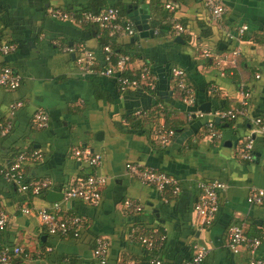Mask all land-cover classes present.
Instances as JSON below:
<instances>
[{
    "label": "crops",
    "instance_id": "obj_1",
    "mask_svg": "<svg viewBox=\"0 0 264 264\" xmlns=\"http://www.w3.org/2000/svg\"><path fill=\"white\" fill-rule=\"evenodd\" d=\"M221 3L225 12L217 24L200 0H0V47L13 46L9 54L0 52V69L9 67L22 80L12 91L0 87V124L7 123L0 135V161L11 149L22 150V178L32 183L47 180L51 183L47 193L62 194L93 173L73 156L79 149L101 157L96 172L107 180L96 205L77 200L64 205L68 214L82 219V236L63 240L47 234L37 211L24 213L27 207L19 190L0 179L1 208L8 222L0 248L22 250V255L12 256V264H93L95 236L108 242V264H148L142 251L131 245L141 232L138 227L161 234L158 255L163 264H185L193 257L194 246L207 250L201 264H248L253 257L264 258V203H247L251 190H264V0ZM167 4L174 5L173 10ZM109 7L123 11L121 19L132 24L133 33L116 43L131 56L126 72L147 70L153 85L147 91L122 92L115 79L97 70L80 73L82 49L93 53L96 68L101 62L99 31L50 15L52 9L82 13ZM129 15L139 18L140 32ZM176 25L183 27L181 34ZM159 27L169 28L162 37L156 36ZM242 27L246 30L239 36ZM227 33L234 38L227 39ZM221 45L225 48L219 49ZM204 51L211 56L206 58ZM233 51L238 56H232ZM224 56L232 62L217 66ZM173 69L185 73L193 106L183 103ZM245 92L249 96L243 105ZM205 104L210 113L188 120L187 114ZM39 109L49 119L45 129L33 125ZM220 110L242 114L231 127L216 129L219 138H212L206 124ZM160 111L173 131L167 145L157 134L159 126L166 129L162 119L144 122L137 130L128 122ZM249 139L252 159L246 161L242 151ZM35 151L40 160L33 161ZM127 164L172 177L179 182V193L173 201H160L155 190L126 171ZM212 182L224 189L217 195L214 220L201 227L194 210L201 194L198 186ZM48 205L46 198L30 202L34 210ZM136 206L139 215H130ZM238 225L248 238L260 239L255 254L246 247L237 253L229 249V230Z\"/></svg>",
    "mask_w": 264,
    "mask_h": 264
},
{
    "label": "built area",
    "instance_id": "obj_2",
    "mask_svg": "<svg viewBox=\"0 0 264 264\" xmlns=\"http://www.w3.org/2000/svg\"><path fill=\"white\" fill-rule=\"evenodd\" d=\"M203 2L206 7L210 19L212 22L219 24L222 18V15L225 12V9L221 3V0H200ZM166 8L170 11L173 10V7L170 4L166 5ZM76 12L65 11L61 9H52L50 10L51 17L55 18L60 22H70L79 26L90 25L97 26L101 30L107 31L109 36L114 34H126L131 35L133 33V28L129 22L126 21L125 25L118 23L119 11L116 8L109 7L102 10H99L97 13L92 12H82L79 15H76ZM175 30L178 34L183 32V28L180 25L175 26ZM245 27L239 29L237 35L241 36ZM227 39H233L232 34H225ZM13 50V46L3 45L0 47V52L4 55L9 54ZM104 52L108 54L105 58L107 62L110 56V49L108 47L104 48ZM238 51H233L232 56H238ZM204 56L210 57L211 53L204 51ZM128 62L127 57H119L115 67L108 66L104 70L99 71V74L104 77H110L116 80L119 90L124 92L126 90H137L141 86L153 87L151 78L149 77L147 70H143L137 80H130L126 77L121 76L125 71V66ZM228 62H232L228 56L220 57L216 62L217 66H223ZM80 67V73L87 74L93 73V68L95 67V58L91 51L82 49L81 56L78 60ZM172 78L175 81L177 89L182 94L183 103L193 106L194 96L193 90L188 85L186 80L185 73L180 69L172 70ZM21 77L9 68L3 67L0 69V87L6 90H15L21 84ZM243 102L246 104V99L249 96V92L242 94ZM238 114L241 113L234 112L232 110H220L212 114L213 118L219 120L231 121L235 120L238 117ZM188 120L193 118H201L202 113L195 110L187 114ZM49 119L43 110H37L33 115V125L37 129L47 128ZM257 124H260V121H256ZM9 127V126H8ZM7 127V128H8ZM207 130H209V135L212 138H219V133L213 127L211 121L206 124ZM261 131L264 132V127H261ZM157 134L161 139L163 145H167L169 139L173 136V131L166 130L163 126H159ZM253 149V141L247 140L243 151L242 158L246 161L252 159L251 152ZM73 156L79 161L82 160L87 166H89L93 173L85 178H80L76 180L69 188H66L62 193L63 199L61 202L49 204L47 207L39 208L34 210L33 208H26L23 212L28 214L33 211H37V218L41 224L46 228L47 234L51 236H64L67 237L69 234H72L73 237H77L79 229L82 225V219L77 216L70 215L64 208V205L67 202L77 200L82 203L94 206L100 201V192L103 186L106 184V178L97 174V169L100 166L101 157L99 155H93L87 151H81L79 149L73 151ZM33 161L40 160L41 155L38 152L32 153ZM25 162L24 156H19V158L14 162V164L9 169L0 170V173L3 174V177L15 184L18 187L19 191H25L28 187L32 188L34 194L39 193L41 190H48L51 183L47 180H41L39 182L30 183L29 185L22 184V168ZM126 171L131 175L136 177L141 184L148 187H153L156 193L159 196H162L164 190L167 187H172L173 194H178L180 187L179 182L172 177L156 172L151 168H144L139 164H127ZM199 189L201 194L199 195L194 210L199 219V225L201 227L208 226L213 220L217 213L218 201L217 195L220 191L224 189V185L219 182L212 183H199ZM247 203L251 206L260 205L264 203V190H251L248 197ZM127 206L131 207L132 205L128 202ZM136 211H140V207H135ZM7 221V215L3 212H0V236L5 229V224ZM136 242L144 245L147 249H152L153 242L147 240L143 237H138ZM260 240L257 238H248L241 226H232L228 234V247L233 253H237L239 248L246 247L251 254H255L257 248L260 246ZM108 242L103 238L99 237L96 240L95 248L92 251V256L96 261V264H107V249ZM194 254L190 261L185 264H201L207 254L206 248L200 246L193 247ZM22 250L19 248H14L13 250L2 249L0 251V264H12V256L21 255ZM127 264H136L134 262H128ZM150 264H161L159 260L154 259ZM248 264H264V258H251Z\"/></svg>",
    "mask_w": 264,
    "mask_h": 264
},
{
    "label": "trees",
    "instance_id": "obj_3",
    "mask_svg": "<svg viewBox=\"0 0 264 264\" xmlns=\"http://www.w3.org/2000/svg\"><path fill=\"white\" fill-rule=\"evenodd\" d=\"M172 6V5H171ZM174 7V5H173ZM114 8V7H113ZM119 11V10H118ZM92 13H97V12H92ZM122 13L123 11H119V18H118V23L121 24V25H125L126 21L125 20H122L121 17H122ZM81 13H77L76 15H79ZM130 23V22H129ZM131 24V23H130ZM153 26L155 24H152ZM132 26V24H131ZM83 27H88V28H94L95 30L99 31V49L100 51L102 52V56H101V62L99 63V65L97 66V68L95 67L93 70H97V72L101 71V70H104L105 68H107L108 66H111V67H115L116 66V63L118 61V58L119 57H127L128 58V62L131 58L130 54L125 51L124 49H122L120 46L117 45L116 43V40L123 36L124 34H114L113 36H109L108 32L107 31H104V30H101L99 27L97 26H90V25H83ZM150 27V26H149ZM182 27V26H181ZM133 28V27H132ZM183 28V27H182ZM166 29H169V28H163V27H159L158 29V32H157V37H162V35H164L166 33ZM208 35L207 33H205V36ZM203 37V36H202ZM131 44L133 45L134 42L131 41ZM105 47H108L111 51L110 53V56H109V60L106 62L105 61V58L108 56L107 53L104 52V48ZM127 62V63H128ZM139 75L140 73L139 72H136L134 74L132 73H128L126 71H124L121 76L123 77H126L130 80H137L139 78ZM140 91H147L148 88L146 86H141L139 88ZM148 117V118H147ZM146 118H143V116H137L135 118H130L128 120L129 122V125L131 127V129L133 130H137V129H140L143 127V124L144 122H156L158 123L161 119L162 121H164V125L166 127V129L168 131L172 130L169 126H167V122L165 121L166 120V116L164 114V112L160 111L159 113H156V115L154 114H149V116H147ZM220 123L219 124H216L214 122V120H211L212 124H213V127L215 129H218L220 127H222L223 125H226L227 127H231L232 124L234 123L235 120H231V121H226V120H219ZM155 124V123H154ZM145 125V124H144ZM7 126V123H4V124H0V135L3 134L4 132V129L6 128ZM9 126V125H8ZM12 130V128L10 127L7 131H6V134L9 133L10 131ZM27 152L29 150H26ZM22 150H13L11 149L10 151L6 152V155L8 156L5 160L3 161H0V170H4V169H9L15 162L16 158L22 154L21 153ZM27 162V160H26ZM26 165V163H25ZM24 168V167H23ZM89 175H86L85 177H87ZM84 177V178H85ZM0 179L8 184L10 187L12 188H15L16 190H18L17 186L15 184H13L12 182H9L7 181L4 177H3V174L0 173ZM30 183V180H28V178H25L23 177L22 179V184L23 185H29ZM154 190L153 187H150ZM173 189L172 187H167L165 190H164V193L162 196H159V200L160 201H163V200H168V201H173L176 197L177 194H173ZM19 193L21 194V196L25 199L24 202L26 203V207L27 208H31L30 207V202H31V199H33L34 197H40L42 199H45L46 198V195H47V191L46 190H41L39 193L37 194H34L33 191H32V188L31 187H28L25 191H19ZM5 212V210H3ZM2 211V208H1V200H0V212H3ZM130 215H135L136 213H138V211L134 210V209H130ZM3 212V213H4ZM136 212V213H135ZM6 214V213H5ZM7 215V214H6ZM136 215H139V214H136ZM7 221H6V224H5V228L7 226ZM139 230H141V232H137L135 235L136 237H143V238H146L147 240H150L151 242H153V247L152 249H146L144 245H140L138 242H133L131 243V245H134V246H137L143 253V258L144 260H146V262L148 261V264H150V262L154 259H157L160 261L161 264L162 263V257L159 256L158 254H160V250L162 249L161 246H162V243L163 241H160V235L159 232L158 233H153L152 231L150 230H147V229H141L140 227H138ZM46 229V228H45ZM5 230V229H4ZM4 232V231H3ZM2 232V234H3ZM1 234V235H2ZM81 231L78 233V236L77 237H73L72 234H69L67 237H64V236H57L56 238H60V239H73V240H79L81 238ZM52 237H55V236H52ZM99 237L98 236H95L94 237V241L92 243V248L91 250L93 251L94 248H95V244H96V240L98 239ZM0 239H1V236H0ZM258 239V238H257ZM260 240V239H259ZM5 247L3 248H0V251L1 249H4ZM161 248V249H160ZM22 255V254H21ZM158 255V256H157ZM157 256V257H156ZM192 259V258H191ZM190 259V260H191ZM107 264L109 262V247L107 249ZM189 260V261H190ZM129 261H126L124 264H127ZM93 264H96V261L93 259ZM137 264V263H136Z\"/></svg>",
    "mask_w": 264,
    "mask_h": 264
},
{
    "label": "water",
    "instance_id": "obj_4",
    "mask_svg": "<svg viewBox=\"0 0 264 264\" xmlns=\"http://www.w3.org/2000/svg\"><path fill=\"white\" fill-rule=\"evenodd\" d=\"M137 12L139 14L141 13L139 10H137ZM129 17L131 18V20L134 23L135 30L137 32H140L143 29V26L140 25L139 18H134L132 15H129ZM175 41L176 42L180 41V37H176ZM222 48H225V46L224 45L219 46V49H222ZM199 111L201 113H203V114H208V113H210V107H209L208 104L202 105V106H200ZM214 122L216 124L220 123L219 119H217V118H215ZM62 199H63V195L62 194H58V193H55V192H52V191H49L47 193V196H46V200H47V202L49 204H54V203L61 202ZM66 204H69V203L67 202Z\"/></svg>",
    "mask_w": 264,
    "mask_h": 264
}]
</instances>
